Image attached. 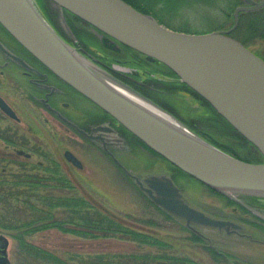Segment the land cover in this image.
<instances>
[{
	"label": "water",
	"instance_id": "obj_1",
	"mask_svg": "<svg viewBox=\"0 0 264 264\" xmlns=\"http://www.w3.org/2000/svg\"><path fill=\"white\" fill-rule=\"evenodd\" d=\"M50 1L119 44L164 65L257 149L263 162L235 158L183 124L192 136L130 103L111 88L112 83L167 113L60 39L32 0H0V25L45 68L186 175L231 199L240 193L264 197V61L231 37L239 13L258 10L264 0H242L244 5L235 8L230 28L204 34L171 30L123 0ZM0 109L12 115L1 98ZM66 158L81 166L68 152ZM127 174L156 206L192 230V225L228 233L243 228L190 206L167 173L148 174L142 180ZM7 243L0 236V264H10Z\"/></svg>",
	"mask_w": 264,
	"mask_h": 264
},
{
	"label": "rangeland",
	"instance_id": "obj_2",
	"mask_svg": "<svg viewBox=\"0 0 264 264\" xmlns=\"http://www.w3.org/2000/svg\"><path fill=\"white\" fill-rule=\"evenodd\" d=\"M32 4L38 10L33 0ZM223 18L215 10L197 8V10L179 15L174 28L193 34L207 33L219 30L221 27L218 26L225 22ZM249 48L254 52L262 51L264 41L257 40ZM124 56L119 55L117 58L122 60L126 58ZM149 68L153 71L162 70L158 65H150V67L146 66L144 71H148ZM116 69L123 73L133 72L125 65L116 66ZM134 71L142 77L145 76L143 70L135 69ZM158 72H150L149 75H154L163 82L159 80L145 82L150 87L146 88L145 92L158 95L153 96L154 99L146 94H144L146 96L143 95L144 97L165 110L191 132H196L202 139L208 141L206 138H209L210 144L220 149L223 148L222 150L227 149L242 160H260L256 153H252L251 147L238 134L230 131L219 116L208 109L203 102L188 90L172 89L176 85L166 83L168 80L172 81L169 79L170 75ZM164 82L165 84H162ZM156 100L164 106L158 104ZM1 124L3 121L0 115ZM24 124H26L25 117ZM26 125L23 127L25 134L28 127ZM127 138L131 149L126 151V155H122V160L130 159L126 166L135 175L144 177L152 173L167 172L173 175L175 184L181 189L190 206L215 218L236 223L241 221L239 223L243 228L228 233L225 230L194 226L196 235L203 241L202 244L196 243L184 230L185 224L182 221L174 217L168 218L164 211L151 203L132 180L120 172L97 148L88 146L82 151L83 153L80 151L83 168L81 170L72 169L73 181L68 184L70 174L58 153L57 157L51 153L46 154L47 157L35 155L26 162L11 152L4 157L3 143L0 141V221L3 224H7L6 222L11 219L12 225H19L15 223L13 217L20 218V215L28 217L27 222L37 219L39 216L36 213H34L35 216L29 213V204L41 207L42 203L50 202L51 200L43 198L45 195L81 200L84 203L81 205L82 211L110 215L122 221L124 226H129L134 231L144 233L150 238L146 244L128 238V234L122 232L109 233L108 237L100 236L89 239L55 228L27 233L29 227L15 228L13 231L1 227L0 235L8 241L7 255L11 264H38L22 248L19 254H16L18 242L12 235L21 232L24 233L25 240L33 246L48 250L59 257L76 258L77 256L88 261L94 255L103 254L105 257H111L109 260L113 261V264H139L142 257L149 253L151 257L155 255L158 257V254L166 255V257L176 256L197 264H264V226L260 225L258 220L259 217L264 218L262 213L256 211V214L252 215L248 212H239L235 209V205L218 197L219 195L210 192L195 180L181 175L136 139L128 135ZM57 160L61 162L59 166L55 165ZM39 161L44 162V167L41 169L37 168ZM28 176H35L39 179L34 182L35 185H29L35 190H30L25 187L24 183L18 182L19 180L27 181L28 178L25 177ZM232 196L241 200L249 195L240 193L232 194ZM55 202L56 200H53L52 204ZM69 204L73 203L69 202ZM69 208H55V218L66 221L64 224L66 227L74 228L69 221L78 218L71 209L77 210L78 208L73 206ZM155 240L160 241L161 244H152ZM207 246L223 256L224 253L228 256L226 258L212 256L205 250ZM160 262L166 263L165 260L152 261L154 264Z\"/></svg>",
	"mask_w": 264,
	"mask_h": 264
},
{
	"label": "flooded vegetation",
	"instance_id": "obj_3",
	"mask_svg": "<svg viewBox=\"0 0 264 264\" xmlns=\"http://www.w3.org/2000/svg\"><path fill=\"white\" fill-rule=\"evenodd\" d=\"M33 2L40 15L60 39L95 66L107 70L136 92L147 95L146 88H150L146 84L149 71H144L145 76L142 77L134 71V67L125 65L133 72L123 73L117 71L116 66L124 65L126 62L117 58L119 55H125L124 57H128L132 62L139 60L145 63L148 60L127 50L50 0ZM0 98L12 112L10 115L0 109L3 121L0 125V141L3 143L4 157L11 152L27 162L35 155L47 157L46 154L51 153L57 157L58 153L68 168L70 174L68 184H71L72 169L83 168L80 151L93 146L128 179L131 178L127 172L134 174L126 166L130 159L122 160V155H126V151L131 149L127 138V135L130 137L131 135L102 109L45 68L1 25ZM24 117L27 125L24 124ZM25 125L28 126L26 134L23 130ZM66 152L74 156L81 166H74L67 160ZM128 157L130 158V155ZM60 164L61 162L57 160L55 165ZM43 167L44 162L39 161L37 168ZM138 178L142 180L144 177ZM236 203L240 206H235L239 212L253 215L259 211L264 216V199L243 197ZM258 220L260 225L264 226V218L259 217Z\"/></svg>",
	"mask_w": 264,
	"mask_h": 264
},
{
	"label": "trees",
	"instance_id": "obj_4",
	"mask_svg": "<svg viewBox=\"0 0 264 264\" xmlns=\"http://www.w3.org/2000/svg\"><path fill=\"white\" fill-rule=\"evenodd\" d=\"M123 1L129 4L130 6H132L133 8H135L136 10L140 11L141 13L149 14L153 16L155 19L158 20L159 23H161L165 27L174 29V30H178L174 28V26L176 25L175 21L178 19L179 15H182L185 12H188L191 10H197V8H208V9H212L220 13L224 17L223 20L225 22L218 27H221L220 29H227L233 24L234 9L237 6L242 4V0H123ZM178 31L185 32L186 30H178ZM186 33L188 32L186 31ZM231 36L247 47H249L250 45H254L257 40L264 41V7L260 8L259 10L253 11V12L240 13L239 18H238V25L236 29L232 32ZM125 48L127 50H130L127 47ZM261 50L262 51H255V53L264 60V48H262ZM130 51L133 52L132 50ZM122 60H125L127 62V63L122 62L124 65L134 67L135 69L143 70V72L144 70H146V66L150 67V65H158L159 67H161L160 69L164 70V71L162 70L161 71L158 70V71L160 73H166L167 75L169 74L170 75L169 79L170 80L172 79V81L168 80L166 83L169 82L173 84L174 86L176 85L177 88L175 87L172 89L179 90V91L188 90L185 85H183L182 83L176 80V77L171 71H169L166 67H164L163 65L159 63H156V62L151 63L149 61L145 63H141V61L139 60L132 62V60L129 59L128 57ZM147 70L149 71L148 72L149 74L150 72H153V73L158 72V71H153L152 68H149ZM148 80H151L153 82H156V80H159L160 82H163L160 79L154 77V75L153 76L149 75ZM148 80L146 81L147 83H148ZM162 84H165V82ZM147 95H149L152 98L153 96L158 95V94H154V93L150 94L149 92H147ZM152 99H154V97ZM156 102L164 106V104H162L161 102L157 100ZM203 104L208 109L214 112V110L206 102L203 101ZM168 110L171 111L170 109ZM219 118L230 129V131L234 132L232 127H230L221 117ZM206 139L210 142L209 138H206ZM224 151L235 156L234 153L229 152V150L227 149H224ZM252 153L253 154L256 153L257 158L260 159V155L256 151L252 150ZM176 170L181 175L188 177L187 175L183 174L180 170L178 169ZM25 178H28V180L27 181L19 180L18 182L24 183L25 187L29 188L30 190H35L33 187L29 185H35L34 182L37 181L38 179L35 176H31V177L28 176ZM205 188H207L210 192L216 195H219L218 197L224 199L225 201H228L231 204L237 207H240L239 205H237L235 202L228 199L227 197L220 195L219 193L213 191L212 189L208 187H205ZM43 198L51 200V201L46 204L42 203L41 207L38 205L29 204V210H28L29 213H31L32 216H35L34 213H36L39 216L37 219L31 220V221L28 220L29 222H27L28 217H24V215H20L21 216L20 218L13 217L15 219V223L16 224L19 223V225H12L10 223L11 222V219H10L9 222H6L7 224H3L2 221H0V228L2 227L3 229H7L8 231H13L15 230V228L21 229L24 227H29V231L27 233L39 231L42 229L55 228V229H58L64 232L73 233L76 236H79L82 238H89V239L97 238L100 236L108 237L109 233L122 232L123 234H128V238L138 240L140 243L145 242L146 244L148 243V239H150L144 233H138L137 231H134L133 229H131L129 226H126V225L124 226L122 224L123 223L122 221H118L112 218V216L110 215L108 216L103 215V214L99 215V213H96V212L90 213L86 210L82 211L81 205H84V203L81 200H74V199H69L65 197H52V196L49 197L45 195L43 196ZM53 200H56V202L52 204ZM69 202H72L73 204L70 205ZM70 206H73L74 208L76 207L78 208L77 210L71 209L74 211L73 213L77 215V218H78L77 220L72 219L71 221H69V224L71 223V225H73L74 228L66 227L64 225L66 221L55 218V213H54V209L57 207H63L66 209V208H69ZM167 216L168 218H172L168 214ZM184 230H186V232L189 234L190 239H192V241L196 243H201V244L203 243L202 239L198 235H196L194 232L190 231L186 227H184ZM12 236L14 237V239L16 238L19 244V245L17 244L16 254L17 253L19 254L20 249L22 248V250L27 252V254L31 258L33 257V260L37 262L38 264H113V261L109 260V258L111 257H107V256L105 257L103 254L94 255L93 258L90 259V261H88L87 259L82 260V257H77V256L76 258H72L71 256L59 257L51 253L48 250L40 249L36 246H33L29 242H27L25 240L24 233L22 232L13 234ZM152 244L159 245L161 244V242L158 240H155L153 241ZM154 245H150V246L154 247ZM205 250H207L212 256H215V257L223 256L217 253V251H215L213 248H209L208 246L205 248ZM227 256L228 254L224 253L223 257L226 258ZM157 259L165 260L166 263L160 262L156 264H188V263L197 264L194 261L191 262L188 259H180L176 256L166 257V255L158 254V257H156V255L154 257H151L149 253L148 255H144L142 257V261H140L139 264H154L152 263V261L157 260Z\"/></svg>",
	"mask_w": 264,
	"mask_h": 264
},
{
	"label": "bare ground",
	"instance_id": "obj_5",
	"mask_svg": "<svg viewBox=\"0 0 264 264\" xmlns=\"http://www.w3.org/2000/svg\"><path fill=\"white\" fill-rule=\"evenodd\" d=\"M118 70V69H117ZM109 73V72H108ZM111 88L117 92L119 95H121L123 98L127 99L130 103L134 104L141 110L147 112L160 122L166 124L168 127L183 132L186 135L192 136V133H190L183 125L180 124L179 121L171 117L169 114L161 111L160 109L156 108L152 104L144 101L143 99L137 97L133 93L126 91L119 86H116V84H111ZM231 127V126H230ZM185 135V136H186ZM239 135V134H238ZM240 137V136H239Z\"/></svg>",
	"mask_w": 264,
	"mask_h": 264
}]
</instances>
